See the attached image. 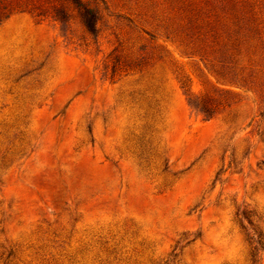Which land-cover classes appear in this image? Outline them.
Returning a JSON list of instances; mask_svg holds the SVG:
<instances>
[{
    "label": "rangeland",
    "instance_id": "1",
    "mask_svg": "<svg viewBox=\"0 0 264 264\" xmlns=\"http://www.w3.org/2000/svg\"><path fill=\"white\" fill-rule=\"evenodd\" d=\"M82 1L94 34L75 12L0 22V264H251L264 0Z\"/></svg>",
    "mask_w": 264,
    "mask_h": 264
},
{
    "label": "trees",
    "instance_id": "2",
    "mask_svg": "<svg viewBox=\"0 0 264 264\" xmlns=\"http://www.w3.org/2000/svg\"><path fill=\"white\" fill-rule=\"evenodd\" d=\"M65 1L70 6L69 8H66L61 4L57 7H51L49 10H44L40 6H36L33 3V0H17L13 3H6L0 6V11H2L0 12V22L8 18L9 14L12 12H23L28 7H30L28 8V11L34 14L37 18L50 17L54 21H59L61 23H67L70 20L72 13L75 12L76 18L79 20L82 27L90 34L96 33V24L99 20L97 6H91L89 3L83 2L82 0ZM97 1L102 0H92L94 4ZM187 96L189 106L202 115L206 120L212 119L224 107L221 101L214 99L208 94L193 95L188 91ZM242 215L244 216L245 214L242 213ZM244 217L246 218V216ZM249 224L252 225L250 222ZM253 232L254 236H247V241L251 246V264H257L259 262V258H257L259 252L263 255L264 264V231L253 229Z\"/></svg>",
    "mask_w": 264,
    "mask_h": 264
}]
</instances>
